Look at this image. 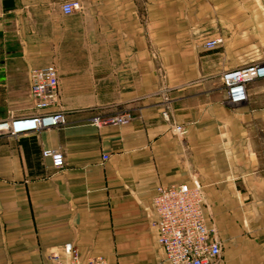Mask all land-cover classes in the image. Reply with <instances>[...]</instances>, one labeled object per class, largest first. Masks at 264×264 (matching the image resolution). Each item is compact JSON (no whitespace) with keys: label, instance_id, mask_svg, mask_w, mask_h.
<instances>
[{"label":"crops","instance_id":"crops-1","mask_svg":"<svg viewBox=\"0 0 264 264\" xmlns=\"http://www.w3.org/2000/svg\"><path fill=\"white\" fill-rule=\"evenodd\" d=\"M251 63H264V0H0V121L37 112L29 73L47 65L66 113L60 127L0 131V264H47L67 242L83 262L169 264L152 197L193 179L217 264H264V78L236 105L220 78ZM123 111L126 124L93 123Z\"/></svg>","mask_w":264,"mask_h":264},{"label":"built area","instance_id":"built-area-1","mask_svg":"<svg viewBox=\"0 0 264 264\" xmlns=\"http://www.w3.org/2000/svg\"><path fill=\"white\" fill-rule=\"evenodd\" d=\"M79 7L76 1H64L61 10L72 13ZM217 37L205 42V47L214 48L222 43ZM225 87L227 101L236 105L247 100V83L257 78H264V63H251L229 69L220 74ZM30 95L36 113L0 121V131L19 134L37 131L42 128L60 127L66 123V113L54 109L58 99V74L53 65L34 67L29 73ZM164 119L169 113L162 111ZM132 114L123 111L116 115L93 118L96 126L123 125L130 122ZM172 129L183 134L185 129L180 124L172 123ZM44 157H49L55 169L64 166V157L59 150L46 148ZM103 159L108 155L104 153ZM203 190L197 179L191 183L180 182L158 184L152 197L155 213L157 241L161 245L169 264H217L221 251V241L217 233L208 227L203 210ZM64 256L54 254L47 264H108L101 256L91 257L86 262L80 258L78 249L67 242L63 247Z\"/></svg>","mask_w":264,"mask_h":264},{"label":"rangeland","instance_id":"rangeland-1","mask_svg":"<svg viewBox=\"0 0 264 264\" xmlns=\"http://www.w3.org/2000/svg\"><path fill=\"white\" fill-rule=\"evenodd\" d=\"M54 254H59V253H56V252H55V253L51 254L50 257H51L52 255H54ZM79 254H80V253H79ZM59 255H60V254H59Z\"/></svg>","mask_w":264,"mask_h":264}]
</instances>
